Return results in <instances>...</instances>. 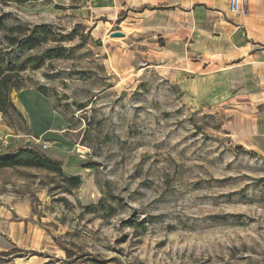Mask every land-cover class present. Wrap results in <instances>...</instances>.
Returning a JSON list of instances; mask_svg holds the SVG:
<instances>
[{"label": "rangeland", "instance_id": "374dc122", "mask_svg": "<svg viewBox=\"0 0 264 264\" xmlns=\"http://www.w3.org/2000/svg\"><path fill=\"white\" fill-rule=\"evenodd\" d=\"M112 2L0 0L24 117L0 113V146L69 153L63 174L81 178L68 192L46 169L0 166V264H264L263 106L195 59L173 65Z\"/></svg>", "mask_w": 264, "mask_h": 264}, {"label": "crops", "instance_id": "0c3cea01", "mask_svg": "<svg viewBox=\"0 0 264 264\" xmlns=\"http://www.w3.org/2000/svg\"><path fill=\"white\" fill-rule=\"evenodd\" d=\"M127 6L130 8V34L138 35L145 27L148 35L164 40L162 51L174 55L171 58L173 65L178 59L184 65L188 64V59H195L191 64L201 69L199 74L223 76L238 94L247 96V103L255 102V110L262 106L264 110V0H248L247 12L244 14L233 13L229 9V0L112 2L116 15ZM178 69L184 71L187 68H176L175 73ZM0 132L4 139L11 136L5 124L0 125ZM50 132L46 128L40 135H49ZM0 148L5 150H0V154L6 155L21 147L15 150ZM68 155L51 158L63 161L62 168L73 172L75 167L67 164L72 161ZM73 173L77 174L76 171Z\"/></svg>", "mask_w": 264, "mask_h": 264}, {"label": "trees", "instance_id": "16d2710c", "mask_svg": "<svg viewBox=\"0 0 264 264\" xmlns=\"http://www.w3.org/2000/svg\"><path fill=\"white\" fill-rule=\"evenodd\" d=\"M34 29V34H36L38 30H41L42 33L50 32V30L45 28L43 25L35 26ZM3 37L6 39V43L9 45L8 47L17 45L20 48L28 47L32 49L37 46V38H33L31 36L26 37V39H22L21 41H17L18 37L14 35L9 36L5 34ZM3 50L4 48L0 47V113L3 118L7 119L11 116H15L23 122L24 117H22L21 113L18 111L15 104L12 103L10 98L13 88H23L17 71L23 70V67L22 65H16L10 59L11 51L4 52ZM36 90L40 93H44L43 87L37 88ZM6 124L11 126V122H6ZM0 166H21L27 168L34 167L46 169L47 171L62 177V180L66 182L67 185L64 189L68 192H71L74 188H77L81 184L80 176L73 177L63 174V162L61 160L48 157L45 153L43 154L38 151L35 146L25 145V147H21L15 152L0 155ZM90 208H92L91 205L86 207L88 210Z\"/></svg>", "mask_w": 264, "mask_h": 264}, {"label": "built area", "instance_id": "2783aa9c", "mask_svg": "<svg viewBox=\"0 0 264 264\" xmlns=\"http://www.w3.org/2000/svg\"><path fill=\"white\" fill-rule=\"evenodd\" d=\"M247 4L248 0H230L229 9L235 14H244L247 12ZM42 147H47L46 143H44Z\"/></svg>", "mask_w": 264, "mask_h": 264}, {"label": "water", "instance_id": "95a60500", "mask_svg": "<svg viewBox=\"0 0 264 264\" xmlns=\"http://www.w3.org/2000/svg\"><path fill=\"white\" fill-rule=\"evenodd\" d=\"M110 36L111 37H114V36H124V33L123 32H121V31H119V30H116V31H113V32H111L110 33Z\"/></svg>", "mask_w": 264, "mask_h": 264}]
</instances>
